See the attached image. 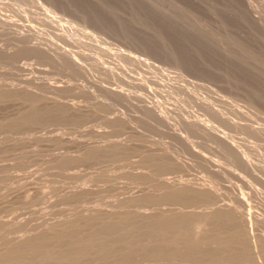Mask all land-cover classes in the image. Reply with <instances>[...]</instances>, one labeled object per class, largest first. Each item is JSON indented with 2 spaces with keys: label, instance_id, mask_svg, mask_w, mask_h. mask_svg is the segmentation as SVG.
Wrapping results in <instances>:
<instances>
[{
  "label": "rangeland",
  "instance_id": "374dc122",
  "mask_svg": "<svg viewBox=\"0 0 264 264\" xmlns=\"http://www.w3.org/2000/svg\"><path fill=\"white\" fill-rule=\"evenodd\" d=\"M249 226L264 264V0H0V264H260Z\"/></svg>",
  "mask_w": 264,
  "mask_h": 264
},
{
  "label": "bare ground",
  "instance_id": "6f19581e",
  "mask_svg": "<svg viewBox=\"0 0 264 264\" xmlns=\"http://www.w3.org/2000/svg\"><path fill=\"white\" fill-rule=\"evenodd\" d=\"M198 126L200 127V128H203L204 129V126H202V125H200V124H198ZM214 137L218 140V141H224L225 142V138H223V137H221V136H218V135H214ZM228 144V146H229V149H232V150H235L236 149V147L232 144V143H227ZM164 184H165V187H167V188H173V189H175L176 191V193L178 192L179 193V191H182L183 192V190H188V191H192V192H196V194L197 193H201V194H205V196L210 192V189L209 188H206L205 186H198V185H185L184 183L182 184V183H179V184H176V183H173V182H171V181H169V180H165L164 181ZM188 184V183H187ZM186 188V189H185ZM170 191H172V190H170ZM177 193V194H178ZM185 193V192H184ZM189 192H186V194H188ZM211 193V192H210ZM234 205H228V204H226V205H219L218 204V201L217 202H213L211 205H209L208 207H207V209H209L210 211L208 212V214H206V217H204V220H203V222H201V220H199L200 222V224H201V227H202V225L203 224H205V226H206V228L207 227H209L208 226V223H207V221H209L208 220V217L210 218V219H212L213 218V216L215 217L216 215H218V217H217V220L219 219V218H225L224 219V221H226L227 222V220L230 222V223H232V225L234 226V227H236L237 226V219L239 218V216H241V212L239 211V207L238 208H235V206L233 207ZM165 210V209H164ZM185 211V210H184ZM204 211V210H203ZM206 211V210H205ZM204 211V212H205ZM155 212V211H154ZM153 212V213H154ZM158 212V211H157ZM164 212V211H163ZM202 212V211H201ZM207 212V211H206ZM152 213V214H153ZM161 213V212H160ZM193 213V212H192ZM159 214V213H158ZM157 213H155V214H153L152 216H151V220H152V226H153V247H152V250H153V252H154V255H155V258L156 259H161V258H158V257H160V254L162 253V251H163V249L161 250L160 249V247H159V234H160V217H159V215H158ZM187 214V213H186ZM194 214V213H193ZM201 214V213H200ZM199 214V215H200ZM205 215V214H204ZM193 216V215H192ZM202 217V216H201ZM216 217H215V220H216ZM168 218V217H167ZM244 218H245V220H246V223L248 224H250L251 223V220H250V217H246V216H244ZM162 219V218H161ZM222 219H220V221H217L216 223H219V222H223V221H221ZM213 221H214V219H213ZM207 223V224H206ZM214 223V222H213ZM164 224V223H163ZM199 224V225H200ZM246 224V225H247ZM209 225H211V224H209ZM197 226V225H196ZM251 226H252V224H251ZM251 226H249V233L252 235L251 237H252V242H253V246H254V249L257 251V255H258V259H259V262H260V258H261V249H260V244H259V241L256 239V237L252 234V227ZM184 227V226H183ZM203 228V227H202ZM201 228V229H202ZM205 228V230H206V233L208 232V230ZM204 229V228H203ZM230 229V228H229ZM210 230V229H209ZM230 231H232V229L230 230ZM198 232V235L197 236H202L200 233V231H197ZM229 232V231H228ZM233 232V231H232ZM240 232V231H239ZM224 233H226V232H224ZM162 234V233H161ZM202 234H203V232H202ZM209 234V233H208ZM232 234V233H231ZM248 234V233H247ZM227 235V234H226ZM199 236V237H200ZM212 236V235H211ZM228 236H230V235H228ZM228 236H226V237H228ZM234 236H237V238H241V237H239V235H237V232L235 231L234 232V235H233V237ZM186 237V236H185ZM198 237V238H199ZM204 237H206V235H204ZM203 237V238H204ZM208 237V236H207ZM210 237V236H209ZM214 237V236H213ZM225 237V238H226ZM201 238H199V240H200ZM209 239H212V237L211 238H209ZM229 239V238H228ZM232 239V238H231ZM239 239H236V237H235V239L234 240H239ZM203 240V239H202ZM206 241H207V239H206ZM215 241V240H214ZM187 242V241H186ZM201 242V241H200ZM208 242V241H207ZM218 242V241H217ZM215 243V242H214ZM208 244H210V243H208ZM207 246V245H206ZM211 246V245H210ZM212 248V247H211ZM160 250H161V252H160ZM208 251L210 250V249H207ZM163 259V258H162ZM260 264H263L262 262H260Z\"/></svg>",
  "mask_w": 264,
  "mask_h": 264
}]
</instances>
